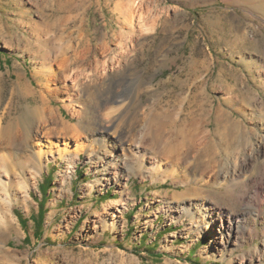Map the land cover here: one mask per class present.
<instances>
[{
  "label": "rangeland",
  "instance_id": "1",
  "mask_svg": "<svg viewBox=\"0 0 264 264\" xmlns=\"http://www.w3.org/2000/svg\"><path fill=\"white\" fill-rule=\"evenodd\" d=\"M0 121V264H264V0H0Z\"/></svg>",
  "mask_w": 264,
  "mask_h": 264
},
{
  "label": "bare ground",
  "instance_id": "2",
  "mask_svg": "<svg viewBox=\"0 0 264 264\" xmlns=\"http://www.w3.org/2000/svg\"><path fill=\"white\" fill-rule=\"evenodd\" d=\"M70 5V4H69ZM80 8V6L78 5V4H72L71 5V7H69V10L71 11V12H74L75 10H77V9H79ZM105 52H108L109 50H108V47H105V50H104ZM88 52H86L85 50H81L78 54H77V60L80 62V63H82V67H83V71H87V72H92L93 74L94 73H97V72H95V68H94V62H97L96 61V59H95V61L94 60H91V59H89V57L87 56L88 54H87ZM65 62V61H64ZM66 64V63H65ZM105 64V63H104ZM103 64V65H104ZM97 70V69H96ZM115 98L113 99V101H112V103L113 104H109V103H107V104H109V105H107V106H105V105H103L102 107H104L105 106V109L107 108L108 110H109V113H108V117H109V119H107V122L109 123V127H106L107 129L108 128H111V127H115V125H117L116 127H118V130H117V133H118V135H119V137H120V139H122V138H127L126 136V132H125V130H124V128L122 127V123L123 122H126L127 121V118H128V113H129V106H127L126 104H128V103H126L127 101H128V99H130V97L128 96V95H126L125 93H123V94H119V95H117V96H114ZM110 101V100H109ZM159 110V109H158ZM162 110V109H161ZM118 112V113H117ZM157 112V111H156ZM161 112V111H160ZM169 112V111H168ZM116 113V114H115ZM158 114V113H157ZM154 116H155V114H154ZM162 116V115H161ZM171 116V115H170ZM165 117V116H164ZM161 119H162V117H161ZM163 121H164V119H162ZM54 122H56L57 123V121H58V119L56 118L55 120H53ZM1 122V121H0ZM157 123V122H156ZM185 124V123H184ZM159 125H162V124H159ZM165 124L163 123V126H164ZM115 127V128H116ZM187 127V126H186ZM152 128H153V126H152ZM172 128V127H171ZM170 128V129H171ZM178 128V127H177ZM151 129V128H150ZM154 129H155V127H154ZM154 129H153V131H154ZM185 129V128H184ZM50 130L51 131H54V132H64V131H66V128L65 127H63L62 129L61 128H59V127H52V128H50ZM162 130V129H161ZM109 131V130H108ZM151 131V130H150ZM10 132H11V129L10 128H6V127H3L2 126V124L0 123V145H4L5 146V142H12V139H10L9 137V134H10ZM129 132V131H128ZM164 132V131H163ZM17 133V132H16ZM173 133H176V132H173ZM184 130L183 131H181V135H184ZM129 135V134H128ZM153 135V134H152ZM167 135V134H166ZM180 135V136H181ZM125 136V137H124ZM159 136V135H158ZM155 137V136H154ZM164 137V136H163ZM191 137V136H190ZM9 138V139H8ZM24 138V137H23ZM182 138V137H181ZM19 139V138H18ZM185 137H184V139L181 141V143H179L178 145H182V144H184L185 143ZM11 140V141H10ZM123 140V139H122ZM158 140V139H157ZM162 140V139H161ZM159 141V140H158ZM156 143H158V142H156ZM11 144V143H10ZM9 145V144H8ZM161 145V144H160ZM178 145H176V143H172L171 142V146L173 147V148H176ZM159 146V145H158ZM204 146V145H203ZM163 147V146H162ZM195 147V146H194ZM194 147H192V148H190V146H187V149L185 150V152H183L182 154H180V156H179V158L177 159L178 161L179 160H183V159H188L189 157H191V155H192V151H194L195 149H196V151H197V153L194 155V161L193 162H191V163H193V164H191L192 166H190V168L191 169H194V167L196 166L197 168H196V170L197 171H199V158L201 157V154H202V152L204 151V147H196V148H194ZM158 149H160V148H158ZM170 149H171V147H170ZM170 149H168V151L170 150ZM71 151V148L70 147H67V148H65V149H63V150H61V154H64V153H67V152H70ZM166 152H167V150H166ZM182 152V151H181ZM167 154V153H166ZM13 155V152L11 151V153H10V158H9V156L7 157V155H4L3 157H2V159H1V162H0V166L2 165L6 170L5 171H7V168H6V166L7 167H9V166H11V168H12V166H13V159H11V156ZM10 160V161H9ZM31 160V156H28V157H26V161H23V162H29ZM18 163V162H17ZM195 164V165H194ZM190 165V164H189ZM202 168V167H201ZM208 168V167H207ZM208 169H210V168H208ZM211 169H213V168H211ZM9 170V169H8ZM202 170V169H201ZM13 172V169H11L10 171H8L9 173L10 172ZM203 173H207L208 172V170L207 169H205V170H203L202 171ZM200 173V172H199ZM1 178V177H0ZM2 182V181H1ZM0 182V183H1ZM9 199V198H8ZM9 202V201H8ZM0 215H1V213H0ZM230 216V215H229ZM231 226L233 227V224L231 223ZM240 226V225H239ZM239 226H236V229L237 228H239V229H241V227H239ZM221 227L223 228H226L227 226H225V225H221ZM226 230V229H225Z\"/></svg>",
  "mask_w": 264,
  "mask_h": 264
},
{
  "label": "trees",
  "instance_id": "3",
  "mask_svg": "<svg viewBox=\"0 0 264 264\" xmlns=\"http://www.w3.org/2000/svg\"><path fill=\"white\" fill-rule=\"evenodd\" d=\"M41 211H40V216H41V219H42V221L44 220V215H45V211L44 210H42L43 208H44V205L43 204H41ZM146 248H147V250L149 251V252H151L152 253V255H153V253H155L156 252V248H154V246H146ZM157 256H159V254H157ZM199 263V262H198ZM201 264V263H200Z\"/></svg>",
  "mask_w": 264,
  "mask_h": 264
}]
</instances>
